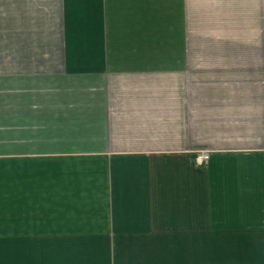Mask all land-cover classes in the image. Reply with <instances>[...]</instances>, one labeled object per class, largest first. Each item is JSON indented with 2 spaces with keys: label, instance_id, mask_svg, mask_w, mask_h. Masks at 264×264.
Returning a JSON list of instances; mask_svg holds the SVG:
<instances>
[{
  "label": "crops",
  "instance_id": "0c3cea01",
  "mask_svg": "<svg viewBox=\"0 0 264 264\" xmlns=\"http://www.w3.org/2000/svg\"><path fill=\"white\" fill-rule=\"evenodd\" d=\"M0 264H264V0H0Z\"/></svg>",
  "mask_w": 264,
  "mask_h": 264
},
{
  "label": "built area",
  "instance_id": "2783aa9c",
  "mask_svg": "<svg viewBox=\"0 0 264 264\" xmlns=\"http://www.w3.org/2000/svg\"><path fill=\"white\" fill-rule=\"evenodd\" d=\"M209 159H210L209 154H202V155L197 156L196 161L199 165H203L207 163Z\"/></svg>",
  "mask_w": 264,
  "mask_h": 264
}]
</instances>
